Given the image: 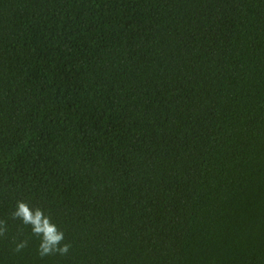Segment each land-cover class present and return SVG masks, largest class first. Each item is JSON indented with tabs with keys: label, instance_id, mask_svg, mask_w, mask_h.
<instances>
[{
	"label": "trees",
	"instance_id": "obj_1",
	"mask_svg": "<svg viewBox=\"0 0 264 264\" xmlns=\"http://www.w3.org/2000/svg\"><path fill=\"white\" fill-rule=\"evenodd\" d=\"M0 220V264H264V0H0Z\"/></svg>",
	"mask_w": 264,
	"mask_h": 264
},
{
	"label": "clouds",
	"instance_id": "obj_2",
	"mask_svg": "<svg viewBox=\"0 0 264 264\" xmlns=\"http://www.w3.org/2000/svg\"><path fill=\"white\" fill-rule=\"evenodd\" d=\"M12 219H19L31 227L34 236L40 238L38 252L41 257L50 255H67L71 245L65 242L64 232L53 223L50 216L46 215L40 207L32 208L24 201H17L15 210L11 213ZM6 221L0 220V236L5 235ZM27 246V241H22L16 246V251Z\"/></svg>",
	"mask_w": 264,
	"mask_h": 264
}]
</instances>
